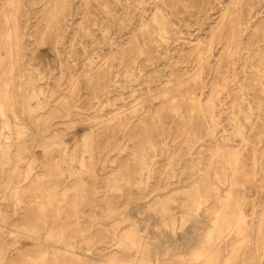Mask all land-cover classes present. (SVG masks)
<instances>
[{"label": "rangeland", "instance_id": "1", "mask_svg": "<svg viewBox=\"0 0 264 264\" xmlns=\"http://www.w3.org/2000/svg\"><path fill=\"white\" fill-rule=\"evenodd\" d=\"M0 53V264H264V0H0Z\"/></svg>", "mask_w": 264, "mask_h": 264}, {"label": "bare ground", "instance_id": "2", "mask_svg": "<svg viewBox=\"0 0 264 264\" xmlns=\"http://www.w3.org/2000/svg\"><path fill=\"white\" fill-rule=\"evenodd\" d=\"M160 26L164 29L165 28V25L162 23L160 24ZM14 36V35H13ZM181 39V38H180ZM14 48V47H13ZM1 54V53H0ZM4 57V56H3ZM15 60V59H14ZM136 80V79H135ZM134 86V85H133ZM1 94V98H0V114L3 115V107L1 105V99H4V100H8V93L6 90H1L0 92ZM248 116V114H247ZM218 127V126H217ZM234 132V131H233ZM230 136V135H229ZM236 136V135H235ZM13 148L12 144L9 143V142H6V141H3L2 138H0V154L3 155V156H10V153H11V149ZM143 196V195H142ZM149 201V200H148ZM145 204V203H144ZM177 210V209H176ZM175 210V211H176ZM174 211V210H173ZM153 224V223H152ZM155 224V222H154ZM224 224V222H222V220L218 219L217 222H214V226H217V230L218 232H221V225ZM237 229L239 231H244L245 228H246V221H245V218L240 215L235 223ZM136 226V225H135ZM195 227V226H193ZM150 231V230H149ZM164 231V230H163ZM196 231V230H195ZM166 232V231H165ZM154 233V232H153ZM189 233V232H188ZM155 234V233H154ZM157 234V233H156ZM171 234V233H170ZM190 234V233H189ZM193 234V233H192ZM136 235V234H135ZM168 235V234H167ZM188 235V234H187ZM211 236H212V233L210 232L208 234V238L211 239ZM164 237H167V236H164ZM169 238V237H168ZM186 238V237H185ZM194 238V237H193ZM128 239V237H127ZM131 240V239H130ZM197 240V239H195ZM134 241H132V246H134ZM204 263V262H203Z\"/></svg>", "mask_w": 264, "mask_h": 264}]
</instances>
